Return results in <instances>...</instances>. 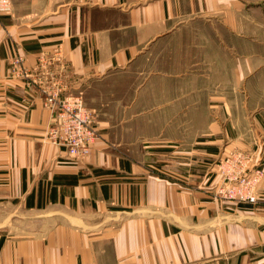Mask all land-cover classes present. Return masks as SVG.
<instances>
[{"label":"crops","instance_id":"1","mask_svg":"<svg viewBox=\"0 0 264 264\" xmlns=\"http://www.w3.org/2000/svg\"><path fill=\"white\" fill-rule=\"evenodd\" d=\"M0 16V264H264V200L213 196L214 165L264 170V4L11 0ZM60 46L95 113L89 156L45 137L42 95L9 78ZM264 195V178L260 185Z\"/></svg>","mask_w":264,"mask_h":264},{"label":"built area","instance_id":"2","mask_svg":"<svg viewBox=\"0 0 264 264\" xmlns=\"http://www.w3.org/2000/svg\"><path fill=\"white\" fill-rule=\"evenodd\" d=\"M12 10L11 0H0V16L11 15ZM66 72L63 50L56 46L51 52H41L34 67L15 55L9 78L23 82L26 89L39 91L44 108L53 114L45 138L65 149L71 161L79 162L89 156L98 131L94 111L87 107L82 93L70 92ZM213 173L216 200L236 207H253L264 200L260 191L264 170L255 152L231 150L216 161Z\"/></svg>","mask_w":264,"mask_h":264},{"label":"rangeland","instance_id":"3","mask_svg":"<svg viewBox=\"0 0 264 264\" xmlns=\"http://www.w3.org/2000/svg\"><path fill=\"white\" fill-rule=\"evenodd\" d=\"M254 3H262V4H264V0H254ZM263 15V17H264V13H260V16H262ZM69 72H66V76L67 77H69Z\"/></svg>","mask_w":264,"mask_h":264},{"label":"trees","instance_id":"4","mask_svg":"<svg viewBox=\"0 0 264 264\" xmlns=\"http://www.w3.org/2000/svg\"><path fill=\"white\" fill-rule=\"evenodd\" d=\"M239 208H243V209H248V208H252V206H240Z\"/></svg>","mask_w":264,"mask_h":264}]
</instances>
